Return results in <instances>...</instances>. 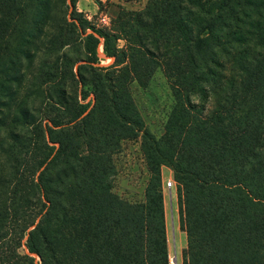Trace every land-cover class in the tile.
Here are the masks:
<instances>
[{
    "label": "trees",
    "instance_id": "trees-1",
    "mask_svg": "<svg viewBox=\"0 0 264 264\" xmlns=\"http://www.w3.org/2000/svg\"><path fill=\"white\" fill-rule=\"evenodd\" d=\"M78 1L0 0V264H170L164 166L185 264H264V0H147L104 26ZM158 70L160 136L131 89ZM137 138L130 202L114 154Z\"/></svg>",
    "mask_w": 264,
    "mask_h": 264
},
{
    "label": "rangeland",
    "instance_id": "rangeland-1",
    "mask_svg": "<svg viewBox=\"0 0 264 264\" xmlns=\"http://www.w3.org/2000/svg\"><path fill=\"white\" fill-rule=\"evenodd\" d=\"M79 0L77 8L88 19L98 26L110 24L113 10H119L120 6L129 9L144 7L147 0ZM104 58L101 65H109L113 62L110 58ZM91 89V87H89ZM134 99L146 121L149 129L156 135L164 133V124L170 114L175 100L169 83L161 70L155 72L146 88H142L137 82L131 84ZM93 96L91 95L89 99ZM114 162L117 172L112 178L113 190L122 198L130 202H141L145 199V188L149 179L144 156L141 150V138L124 140L121 150L114 154ZM168 178H174L171 172L164 166L162 168L163 184ZM164 189V208L167 225V241L170 256V264H185L187 251V235L180 226L179 195L177 183L172 190ZM23 251V249H21Z\"/></svg>",
    "mask_w": 264,
    "mask_h": 264
},
{
    "label": "built area",
    "instance_id": "built-area-1",
    "mask_svg": "<svg viewBox=\"0 0 264 264\" xmlns=\"http://www.w3.org/2000/svg\"><path fill=\"white\" fill-rule=\"evenodd\" d=\"M108 25V24H106ZM176 185V182L173 178H168L166 182H164V186L169 189L172 190V188Z\"/></svg>",
    "mask_w": 264,
    "mask_h": 264
},
{
    "label": "crops",
    "instance_id": "crops-1",
    "mask_svg": "<svg viewBox=\"0 0 264 264\" xmlns=\"http://www.w3.org/2000/svg\"><path fill=\"white\" fill-rule=\"evenodd\" d=\"M118 12H119V10H113V13L111 14V17H115L118 14ZM166 168L171 172V175H172V170L170 168H168V167H166Z\"/></svg>",
    "mask_w": 264,
    "mask_h": 264
}]
</instances>
